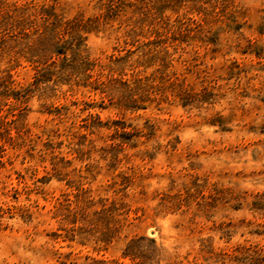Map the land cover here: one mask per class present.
Returning <instances> with one entry per match:
<instances>
[{"label": "rangeland", "instance_id": "374dc122", "mask_svg": "<svg viewBox=\"0 0 264 264\" xmlns=\"http://www.w3.org/2000/svg\"><path fill=\"white\" fill-rule=\"evenodd\" d=\"M0 264H264V0H0Z\"/></svg>", "mask_w": 264, "mask_h": 264}, {"label": "trees", "instance_id": "16d2710c", "mask_svg": "<svg viewBox=\"0 0 264 264\" xmlns=\"http://www.w3.org/2000/svg\"><path fill=\"white\" fill-rule=\"evenodd\" d=\"M53 9L41 6L37 14L41 15L43 22L38 24V40L44 46V48L50 46V57H53L54 54L63 55L66 60L67 67L70 68V72L66 75L75 76H84V79L90 78L92 76V68L95 65L92 62L88 55L85 54L81 48V39L82 36L74 32L75 27H71V20L63 22V17L57 14L54 9L55 6H52ZM68 35L69 37H67ZM71 51V58L68 59L67 53ZM52 54V55H51ZM57 65L55 59L48 64V68L54 67ZM67 67L60 66L58 69L53 68L54 71H57L58 77H62L61 74L67 71ZM128 106V105H126Z\"/></svg>", "mask_w": 264, "mask_h": 264}]
</instances>
